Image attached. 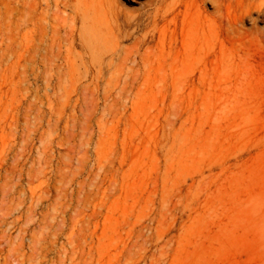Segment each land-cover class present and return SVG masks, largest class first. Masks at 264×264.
Listing matches in <instances>:
<instances>
[{
	"label": "rangeland",
	"instance_id": "1",
	"mask_svg": "<svg viewBox=\"0 0 264 264\" xmlns=\"http://www.w3.org/2000/svg\"><path fill=\"white\" fill-rule=\"evenodd\" d=\"M147 1L0 0V264H264V0Z\"/></svg>",
	"mask_w": 264,
	"mask_h": 264
},
{
	"label": "bare ground",
	"instance_id": "2",
	"mask_svg": "<svg viewBox=\"0 0 264 264\" xmlns=\"http://www.w3.org/2000/svg\"><path fill=\"white\" fill-rule=\"evenodd\" d=\"M190 1L201 2V3H206L207 1H215L219 5L222 2V0H190ZM182 3H183V0H148L146 5L148 7L152 8L151 11H148V13H147L148 17H150L153 20V22H157L159 19L165 18L167 13L174 12L175 10H177L182 5ZM215 10H217V9H214V12H215ZM175 16H177V13L175 14ZM143 56H144V54H143ZM142 61H145V60L143 59ZM181 61H183V59Z\"/></svg>",
	"mask_w": 264,
	"mask_h": 264
}]
</instances>
